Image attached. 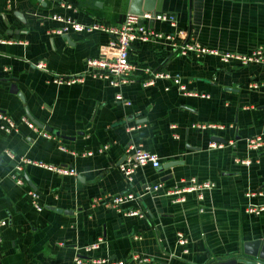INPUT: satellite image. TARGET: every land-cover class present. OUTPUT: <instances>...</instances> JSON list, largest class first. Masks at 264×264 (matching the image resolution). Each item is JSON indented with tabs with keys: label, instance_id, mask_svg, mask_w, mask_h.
Instances as JSON below:
<instances>
[{
	"label": "crops",
	"instance_id": "crops-1",
	"mask_svg": "<svg viewBox=\"0 0 264 264\" xmlns=\"http://www.w3.org/2000/svg\"><path fill=\"white\" fill-rule=\"evenodd\" d=\"M149 11L177 17V27L152 22L163 32L183 31L177 43L241 53L264 45V0H0V113L18 124V131L0 132V222L7 221L0 228V264H76L78 254L126 264H222L240 257L246 242L264 245V211H247L264 204V197L248 196L264 187V146L248 148V138L264 136V64H224L211 55L183 56L169 41H135L130 81L114 87L86 66L111 35L70 31L68 40L52 32L62 26L54 14L92 26L118 25L128 13ZM40 61L46 68L36 66ZM146 68L180 75L190 90L210 97L185 96L173 79L144 86ZM53 75L83 80L56 84ZM27 110L60 135L45 137L44 129L30 128ZM134 146L157 154L161 165L146 166L129 181L119 165ZM6 148L75 168L77 175L27 164L19 184L14 163L3 158ZM87 152L93 154L83 156ZM247 158L250 165L242 163ZM194 177L215 187L203 199L192 192L174 202L167 190ZM156 183L162 188L147 193L146 186ZM30 191L38 194L41 211ZM127 192L140 196L127 207L144 216L111 206L114 196ZM179 234L188 244H180ZM93 243L100 247L86 253L84 246ZM133 254L150 261L132 260Z\"/></svg>",
	"mask_w": 264,
	"mask_h": 264
},
{
	"label": "built area",
	"instance_id": "built-area-1",
	"mask_svg": "<svg viewBox=\"0 0 264 264\" xmlns=\"http://www.w3.org/2000/svg\"><path fill=\"white\" fill-rule=\"evenodd\" d=\"M53 20L62 23L60 28L52 30L56 34H66L70 31H94L100 30L111 35V39L100 49L98 56L90 57L86 59V66L88 71L94 76L104 78L109 80L110 84L114 87H119L122 84L130 81L131 72L135 69V64L130 58V48L135 41L149 42L151 40H162L169 41L173 48H178L180 54L183 56L195 55L197 57L202 55H211L216 57L220 62L224 64L237 63L241 66H248L250 64H264V45H260L257 48L251 50L250 52H231L227 50H222L219 48H213L209 46H204L197 42L184 41L182 43H177L178 36L184 34L183 31L176 33L163 32L152 25V22H169L172 27H177V17L169 12L164 11H154V12H143L142 14H132L128 13L125 20L118 25H106V24H94L92 26H87L82 22L75 20L70 17H64L61 15L54 14L51 17ZM5 42V41H3ZM38 68H46L44 61H40L36 64ZM147 79L144 81V86H154L157 82L163 79H173V81L179 86L180 91L185 96H195V97H210L208 94L190 90L186 84L183 83L180 75H174L167 71H153L151 68H146ZM83 79L80 76L73 77H62L60 75H53L52 81L56 84H75L81 82ZM252 87H258V84H252ZM122 95L118 94L117 98L122 99ZM130 103V102H128ZM26 124L37 131V127L31 120L24 118ZM200 128L207 129H225L223 124H202ZM133 129V128H131ZM13 131H18V124L9 115L0 113V132L11 133ZM45 137H51V134L42 130ZM213 147H221V143L213 141L211 143ZM264 146V136L263 134H258L248 138V148L251 151L259 150ZM63 150H66L62 147ZM93 152L84 153V155H92ZM3 158L14 163V178L19 184H24V167L27 164L39 166L47 170L56 172L61 175H77L75 168L64 167L61 165L48 164L41 161L32 160L25 156H18L11 149L6 148L3 152ZM251 159L247 158L242 161L246 165L251 164ZM161 165L160 157L143 148L142 146L129 148L123 162L119 165L120 171L129 180L132 181L136 173L146 167L151 166L158 168ZM162 183L148 184L146 186V191L152 194L162 188ZM215 187V183L206 180L198 181L197 178H191L190 182L184 186H176L174 188L168 189L167 194L170 196H175L173 198L174 202L183 203L186 201V194L192 192H199V198H204V192ZM30 195L33 198L34 205L41 211L43 209L42 205L39 204V196L35 191H30ZM262 196L264 197V187L259 189L257 192H250L248 196ZM140 196H137L133 192H127L114 196L110 200L112 207L116 208L119 212L126 216H144L140 209H131L127 207L128 204L137 200ZM249 213H254L256 215L261 214L264 211L263 205H249L247 207ZM7 221L0 222V228L5 226ZM180 244H188V238L184 234H179ZM100 247V243H93L84 246V251L89 253ZM188 250H185L187 252ZM132 260L136 261H150L148 256H141L139 254H133L131 256ZM76 264H126L127 260H111L108 257L99 258H83L81 254H78L74 258Z\"/></svg>",
	"mask_w": 264,
	"mask_h": 264
},
{
	"label": "water",
	"instance_id": "water-1",
	"mask_svg": "<svg viewBox=\"0 0 264 264\" xmlns=\"http://www.w3.org/2000/svg\"><path fill=\"white\" fill-rule=\"evenodd\" d=\"M16 15L24 21V19H22V16L20 15L19 12L16 13ZM68 40L70 39L69 34H65L64 35ZM13 93H16L19 95V97L25 101L24 95L18 90V87L16 85L12 86V90ZM28 116L30 118V120L39 128L44 129L48 132H52L56 135H60V132L57 130H54L51 126H48L46 124H43L42 122H40L39 120H37L36 118H34L31 113L29 112V110H27ZM135 118V116L130 117L129 119H133ZM216 140L219 141H224L223 138L221 137H215ZM177 164V162H169L166 164V166H172ZM171 177V176H170ZM28 179V178H27ZM29 181V180H28ZM30 182V181H29ZM59 211H63L61 209H59ZM65 213L68 212V210H64ZM238 261L241 262H245L246 264H264V245L261 247V241H255V242H246L244 245V250L243 253L241 254L240 257L238 258H233V259H229L226 261H221L220 263L222 264H235Z\"/></svg>",
	"mask_w": 264,
	"mask_h": 264
}]
</instances>
